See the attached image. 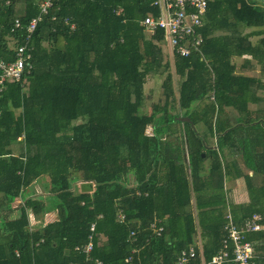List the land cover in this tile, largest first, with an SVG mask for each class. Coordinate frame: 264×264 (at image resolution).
Returning <instances> with one entry per match:
<instances>
[{"label": "trees", "instance_id": "trees-1", "mask_svg": "<svg viewBox=\"0 0 264 264\" xmlns=\"http://www.w3.org/2000/svg\"><path fill=\"white\" fill-rule=\"evenodd\" d=\"M42 1L0 0V58L14 59ZM155 1L53 0L38 24L31 39L33 68L0 92V264H85L88 258L179 264L191 246L197 256L189 264H201L221 249L231 216L215 213L222 162L219 151L206 152L197 126L207 125L211 134L226 131L217 137L221 151L239 127L264 128L262 119L252 117L264 116V80L244 73L255 69L251 61L264 72V0H207L202 26L195 29L202 44L188 56L168 51L170 58L163 29L149 32L141 24L149 14L158 17ZM17 17L22 27L13 32ZM240 26L258 28L253 34L263 36L254 44ZM244 56L251 59L244 58L240 69L236 60ZM149 77L162 81L150 113L143 111ZM225 107L235 109L242 122L221 119ZM171 121L181 129L173 131ZM250 142L246 133L240 145H246L245 163L253 167L258 159ZM261 156L256 171L264 170ZM46 176L51 194L25 199L18 216L10 217L15 199L26 197L24 188ZM193 191L198 204L209 207L198 213V223L188 209ZM28 209L38 217L55 210L58 220L32 231ZM258 211L231 218L240 225ZM155 217L165 218L157 224L164 225L160 235L151 227ZM261 229L247 240L264 237ZM90 236L87 258L75 247ZM256 261L264 264V258Z\"/></svg>", "mask_w": 264, "mask_h": 264}, {"label": "built area", "instance_id": "built-area-1", "mask_svg": "<svg viewBox=\"0 0 264 264\" xmlns=\"http://www.w3.org/2000/svg\"><path fill=\"white\" fill-rule=\"evenodd\" d=\"M154 3L160 7L158 17L149 14L141 24L149 32L163 29L164 43L171 49V52L175 51L182 56H188L192 48H198L202 44L203 38L195 29L198 26H202V16L207 9V0H156ZM52 6L53 0H43L40 4L39 13L28 23L24 42L17 45L14 59L8 61L0 58V92L6 89L8 83L21 82L24 74L30 73L33 68L32 35ZM21 27L22 20L19 17L15 18L11 30L14 32ZM71 27L75 28V25L72 24ZM25 82H23L22 86L25 85ZM119 218L123 220L124 215L120 214ZM261 220L262 216L255 213L251 218H247L243 224L239 225L229 216V222L226 226L228 235L223 239L221 249L210 260H205L203 257L200 263L258 264L254 247L247 240V234L262 228ZM151 227L155 229L158 235L164 229L162 226L157 227L156 223L152 224ZM94 229L95 224H92L91 230ZM131 235H135V232L131 231ZM75 249L85 253L88 258L89 253L93 249L92 236H90V241L86 245L76 246ZM196 256L195 246H191L188 251L182 252L179 257V264H189ZM85 264H102V262L99 259H95L93 262L88 258Z\"/></svg>", "mask_w": 264, "mask_h": 264}, {"label": "crops", "instance_id": "crops-1", "mask_svg": "<svg viewBox=\"0 0 264 264\" xmlns=\"http://www.w3.org/2000/svg\"><path fill=\"white\" fill-rule=\"evenodd\" d=\"M204 139L206 140L207 149L206 152L209 150H217L219 151V156L222 162V169H223V180H222V188L218 191L219 194L222 193L220 198V203L218 202V205H215L214 207H217L218 210H215L216 214L221 213L222 215H226L227 213H231V216L233 214L237 215L238 218H236L238 221L241 220V218L245 217L247 213H249L252 209L259 210L258 212H255L256 214H260L262 216V220L264 217V170L256 171L255 167L259 161L263 162L262 154H264V130H235V132L231 135L232 140L228 139L227 144H224L225 146L222 148V151L218 149L217 144V137L218 135H223V133H219L216 130L212 131V134L210 130H199ZM246 132H250L251 135H249L250 143L254 147V151L256 152L254 155L256 156L253 159L254 161L251 162V165L253 167H248L245 163L244 155H246V145L241 146V139L243 136H246ZM188 154V152H187ZM203 156H205V153H203ZM261 156V158H260ZM212 159V156L209 157V159L205 160V169H208L210 164V160ZM186 161L187 160L186 158ZM189 163V162H188ZM133 176L130 177V179ZM134 178V177H133ZM218 182V181H217ZM44 184L48 186V191L44 193H38L37 188L40 186V184ZM132 185H135V182L132 183ZM49 177H41L39 179L34 180L28 187L24 188L23 196H26L23 198L22 196H19L15 199L13 202V208L14 211L10 212L9 216L14 217L18 216L20 210L17 209L18 205L23 204L25 202V199L29 198H36L38 195L41 196V194H44V196H48L51 194L49 191ZM219 189V188H218ZM253 191L254 198L251 194V190ZM213 192L212 189L209 190L208 194H211ZM210 197V195H209ZM254 199V202H253ZM16 202V205H14ZM252 203V204H251ZM16 208V209H15ZM209 209V207H201L200 203L198 204L197 201V194L196 192H192L191 194V204L188 207V209L193 213L194 216H196L195 222L198 223V213H200L201 210ZM28 212V219H29V229L34 231L39 229L40 227H43L47 225L48 223L54 222L55 220H58V214L57 211H49L45 213L44 215L37 216L31 209L27 210ZM254 213V214H255ZM263 213V214H262ZM232 216V217H233ZM1 218V217H0ZM235 219V220H236ZM165 218H158L155 217L152 224H160L163 223ZM263 227L260 231H264V221L262 222ZM164 228V225H161ZM164 230V229H163ZM198 234L196 237L197 245L202 247V237H201V231L200 227H198ZM257 233V232H256ZM254 236V235H253ZM259 236V235H257ZM260 239L254 240L252 245H254V252L256 255V260H261L264 258V252H257L255 249L256 246H264V237H259ZM252 242V241H251ZM256 250V251H255ZM201 262V260H200Z\"/></svg>", "mask_w": 264, "mask_h": 264}, {"label": "rangeland", "instance_id": "rangeland-1", "mask_svg": "<svg viewBox=\"0 0 264 264\" xmlns=\"http://www.w3.org/2000/svg\"><path fill=\"white\" fill-rule=\"evenodd\" d=\"M239 29H240V31H241V33L243 35L251 33L252 36L250 37V40L254 44H257L258 43V40L260 38H262V36H263V35H255V34H253V31L258 30V28H255V27L240 26ZM168 51L170 53L171 49L167 46V48L165 49V52H166L165 55H166L167 58H170L169 55H168ZM244 58L251 59V56H244L243 58H238L236 60V63H237V65H238V67L240 69H241V67L239 65H241L244 62V60H245ZM251 62L254 65V68L255 69H245L244 70V73L245 74H249L250 76L259 77L262 80H264V72L261 69L262 64L259 63L258 61H257V63H255L253 61H251ZM171 65H173L172 64V61H171ZM172 73H173V76H174L175 86L178 87V77L175 74V71H174L173 66H172ZM161 82H162L161 81V78H156V79L155 78H151V77L148 78V80H147V82L145 84V89H144L145 90V95H146V100H145L144 105H143V111L144 112L150 113L153 110V105L156 104L159 101V97L161 95V93H160V85H161ZM26 84H29V83L26 81ZM258 94L260 96H262L263 95V91H259ZM258 107L259 106H257V108ZM250 109L251 110H255L256 109V106L255 105H250ZM178 111H180V109L172 110L171 112L172 113H176ZM220 116H221V119H227L233 125L234 124H237V122H242V121L239 120V118H237L238 117V113L235 111V109H232L230 107H225V113L221 114ZM252 117H255L257 119H262L264 121V116H262L260 118V116H258V114H257V115H253ZM215 121L216 120H214V122ZM174 126L176 128L181 129L180 128V126H181L180 123H178L177 121H171V125H169V127H171V129L173 130L174 129ZM207 127H208L207 125H204V124L201 123V124H199L197 126V130H208ZM257 128H258L257 130H262V129L264 130L263 127H257ZM238 130H246V129H244L243 126H242V127H239ZM247 130H253V128L252 127H249V128H247ZM147 133L150 134V135L152 134V126H149L147 128ZM248 135H251L250 132H248ZM173 139H174V137H173ZM133 179L134 178L132 177L130 180H133ZM76 187L78 189H80L81 182L80 183L77 182L76 183ZM47 191H48V186H46V185H44L42 183L37 188V192L38 193H44V192H47ZM14 205H16V202H15Z\"/></svg>", "mask_w": 264, "mask_h": 264}, {"label": "water", "instance_id": "water-1", "mask_svg": "<svg viewBox=\"0 0 264 264\" xmlns=\"http://www.w3.org/2000/svg\"><path fill=\"white\" fill-rule=\"evenodd\" d=\"M179 119H181L182 121H191V119L189 117H179Z\"/></svg>", "mask_w": 264, "mask_h": 264}]
</instances>
